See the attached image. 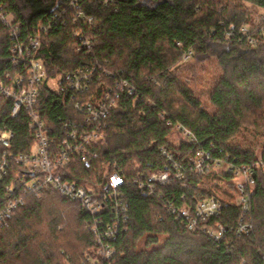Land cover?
Listing matches in <instances>:
<instances>
[{
  "label": "trees",
  "instance_id": "16d2710c",
  "mask_svg": "<svg viewBox=\"0 0 264 264\" xmlns=\"http://www.w3.org/2000/svg\"><path fill=\"white\" fill-rule=\"evenodd\" d=\"M0 13L12 18L11 27L0 20L1 80L21 70L12 66L13 47L36 36L39 26L44 30L34 54L57 89L43 82L38 115L53 152L68 133L89 130L76 103L113 104L104 141L90 148L97 155L91 168L74 157L58 169L64 181L97 189L121 172L128 221L102 264H264V173L254 175L244 218L251 230L238 235L230 232L241 215L232 173L196 174L188 165L198 152L218 149L234 167L264 158V0H0ZM188 54L212 61L204 100L196 91L203 78L179 75ZM78 70L88 74L82 92L70 88ZM0 128L14 133L13 153L28 152L34 131L26 113L11 118L3 108ZM22 170L12 164L0 180V207ZM158 172L169 173L167 184L153 185L152 194L139 188L140 177ZM23 198L0 229V264H92L86 259L97 246L79 203L51 189ZM207 198L221 202L220 215L209 222L226 230L219 242L188 231L166 208Z\"/></svg>",
  "mask_w": 264,
  "mask_h": 264
},
{
  "label": "built area",
  "instance_id": "2783aa9c",
  "mask_svg": "<svg viewBox=\"0 0 264 264\" xmlns=\"http://www.w3.org/2000/svg\"><path fill=\"white\" fill-rule=\"evenodd\" d=\"M70 7H77L76 2H71ZM77 17H82L78 12ZM0 20L8 27L12 25V18L0 13ZM85 24L90 20L84 18ZM30 36L24 43H18L11 50L13 55L12 66L21 67V70L13 76L5 75L0 79V112L8 107L11 118L18 116L21 112L26 113L29 119V127L34 131L33 142L27 153L15 154L11 151L14 133L6 128H0V180L8 176L12 164L22 166L21 173L16 174L17 185H9L5 188L11 198L0 207V229L5 226L8 215L23 205V193L39 192L42 189H51L63 198L80 204L82 209L89 215L86 222L87 229L91 232L97 246L94 258L87 257L92 264L109 262L114 255L112 244L116 241L121 231H125L127 209L123 202L121 187L124 180L121 172L113 171L101 185L95 188L90 183L78 184L62 179L58 169L69 165L74 157L87 170L91 168V161L96 159V153L90 151L91 146L104 141L105 119L113 104L97 102L95 104L76 103L75 108L83 114L85 123L89 128L85 132H71L66 135L62 147L53 152L43 123L39 120L38 103L39 91L43 82L46 81L52 90L57 89L55 79L46 80L44 63L36 57L35 51L40 46V31ZM245 32V29L242 30ZM15 34V33H13ZM190 59V55L183 56L182 61ZM88 74L80 70L70 77V88L82 92L86 88ZM126 85L121 86L124 90ZM128 95L132 92L125 89ZM183 137L190 139L191 134L181 129ZM161 155L173 168L180 170V166L174 163L171 155L166 149H161ZM230 156L222 149L216 151L198 152L189 160L194 173L202 174L209 170L231 172L236 195L235 202L240 207L241 215L237 226L230 232L236 234H248L251 230L249 222L245 221V214L249 210V198L254 190V175L257 171L264 173V158L259 156L251 165L234 167L229 162ZM139 188H146L152 194L153 185L163 186L169 182L170 176L167 172L151 173L140 177ZM137 183V180H134ZM182 200L184 199L181 197ZM167 210L192 233H202L208 239L219 242L223 239L226 230L219 223L209 224L213 217L220 215L221 202L215 198L202 199L193 205L182 204L174 206L168 204Z\"/></svg>",
  "mask_w": 264,
  "mask_h": 264
},
{
  "label": "rangeland",
  "instance_id": "374dc122",
  "mask_svg": "<svg viewBox=\"0 0 264 264\" xmlns=\"http://www.w3.org/2000/svg\"><path fill=\"white\" fill-rule=\"evenodd\" d=\"M187 62L188 63L181 66V72L179 75L186 80H189L188 78H196L199 81V78H203L202 81L198 83L196 91L202 94L204 100L206 92L209 88L208 82L212 76V61L198 62L195 59H188ZM201 69L205 70V72L201 71ZM259 142H262V140Z\"/></svg>",
  "mask_w": 264,
  "mask_h": 264
}]
</instances>
